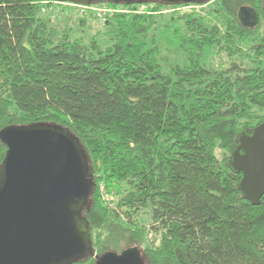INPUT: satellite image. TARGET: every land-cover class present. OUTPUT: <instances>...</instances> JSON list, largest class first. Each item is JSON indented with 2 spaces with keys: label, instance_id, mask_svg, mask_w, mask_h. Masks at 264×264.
Masks as SVG:
<instances>
[{
  "label": "trees",
  "instance_id": "16d2710c",
  "mask_svg": "<svg viewBox=\"0 0 264 264\" xmlns=\"http://www.w3.org/2000/svg\"><path fill=\"white\" fill-rule=\"evenodd\" d=\"M43 1L0 0V132L42 123L78 139L94 184L83 210L94 254L77 264L133 247L144 264H264V197L245 199L230 165L237 138L264 122V0H216L212 19L162 16L161 33L189 57L170 69L157 42V12L170 6L94 0L129 10L101 21L103 45L98 35L53 36ZM242 7L255 26L243 24ZM248 40V66L203 62L215 50L242 55ZM6 155L0 139V163ZM101 186L122 195L118 209Z\"/></svg>",
  "mask_w": 264,
  "mask_h": 264
},
{
  "label": "water",
  "instance_id": "95a60500",
  "mask_svg": "<svg viewBox=\"0 0 264 264\" xmlns=\"http://www.w3.org/2000/svg\"><path fill=\"white\" fill-rule=\"evenodd\" d=\"M92 5L94 0H54ZM161 2L164 6L204 4L206 0H113ZM243 24L258 16L242 7ZM7 155L0 163V264H77L94 254L90 224L83 216L93 193L89 165L68 128L50 124L1 130ZM230 165L242 173V196L259 205L264 196V122L237 138ZM97 264H144L136 247L97 256Z\"/></svg>",
  "mask_w": 264,
  "mask_h": 264
},
{
  "label": "rangeland",
  "instance_id": "374dc122",
  "mask_svg": "<svg viewBox=\"0 0 264 264\" xmlns=\"http://www.w3.org/2000/svg\"><path fill=\"white\" fill-rule=\"evenodd\" d=\"M215 1L216 0H212L206 4H200L198 5V7H193L190 10L174 12L169 11V9L167 8H164L163 10L157 12V16H159V22L157 24L159 27V29L157 30L159 60L165 69H170L173 65L176 64H187L189 62V57L184 52L176 50L175 43L171 41L172 39H168L167 36L161 33L163 21L160 19L162 18V16L166 19H169L172 13H178V15L196 13L208 19H212L214 14H210V12H213V9L218 7H216V5H218V0L216 2ZM117 9L119 10L121 8ZM138 10L147 12L150 10V7L148 5H143L139 6ZM53 12L54 15L51 14L52 18L50 20V23L48 24L50 26L49 29L52 31V33L54 32L53 36L62 37L66 33H71L72 37L77 36L88 41L89 38L93 35H98L97 38L99 39L101 44L108 45L111 43V41L107 36H105V34H101V32H104V26L103 22H101L100 20L90 18L85 20V22L83 23L80 20L81 18H79L80 16L68 8H61V10H54ZM221 28H223L222 25ZM255 44L256 43L254 40H248L244 42L242 44V55L237 53L234 58H232L231 56H227L224 53H221V51L219 50L212 51L203 58V62L210 69L218 71L226 70L227 68H229L232 65L231 61L235 59L238 63L241 62V60L238 59H242V64L248 66L251 62L249 61V58H247V55L244 56L243 54L247 51L249 47H255ZM219 153L221 154V151ZM110 194L112 195L111 197H113V207L118 209L117 207L122 195L115 190ZM142 217L148 219L147 215L143 214Z\"/></svg>",
  "mask_w": 264,
  "mask_h": 264
},
{
  "label": "built area",
  "instance_id": "2783aa9c",
  "mask_svg": "<svg viewBox=\"0 0 264 264\" xmlns=\"http://www.w3.org/2000/svg\"><path fill=\"white\" fill-rule=\"evenodd\" d=\"M42 12L45 13L47 10L53 9V10H59L61 8H68L77 13L79 16H88L91 13L97 17L100 21H105L108 15L114 14L115 12H128V9H117L112 8L107 5L99 6V5H81L76 4L74 2H60V1H54V0H46L43 1L42 4ZM200 4H184V5H178V6H170L169 11H182V10H190L193 7H198ZM102 188V199L109 205H113V197L110 193L105 191V189ZM152 233H149V238H152Z\"/></svg>",
  "mask_w": 264,
  "mask_h": 264
},
{
  "label": "flooded vegetation",
  "instance_id": "af4514ba",
  "mask_svg": "<svg viewBox=\"0 0 264 264\" xmlns=\"http://www.w3.org/2000/svg\"><path fill=\"white\" fill-rule=\"evenodd\" d=\"M264 197V196H263Z\"/></svg>",
  "mask_w": 264,
  "mask_h": 264
}]
</instances>
